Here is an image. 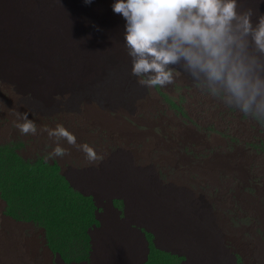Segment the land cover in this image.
Instances as JSON below:
<instances>
[{
    "label": "rangeland",
    "instance_id": "374dc122",
    "mask_svg": "<svg viewBox=\"0 0 264 264\" xmlns=\"http://www.w3.org/2000/svg\"><path fill=\"white\" fill-rule=\"evenodd\" d=\"M61 57L44 61L51 75L36 68L29 77L0 64V237L18 236L23 264H96L109 222L139 242L126 264H194L145 215L179 218L171 224L182 223L186 238L185 217L213 234L222 257L203 263L264 264V120L227 106L179 65L171 66L172 84L147 88L124 51L107 48L93 64ZM17 111L37 134L20 133ZM57 124L103 159L90 164L66 141L69 154L50 157L56 142L40 128ZM113 170L126 175L120 184L139 181L146 200L132 190L105 191ZM122 259L118 253L113 264Z\"/></svg>",
    "mask_w": 264,
    "mask_h": 264
},
{
    "label": "clouds",
    "instance_id": "9594fccd",
    "mask_svg": "<svg viewBox=\"0 0 264 264\" xmlns=\"http://www.w3.org/2000/svg\"><path fill=\"white\" fill-rule=\"evenodd\" d=\"M112 8L126 21L125 46L140 85L172 84L171 66L179 65L227 106L264 120V14L254 25L253 11H239L237 0H117ZM15 115L21 134H37L27 113ZM40 131L56 142L50 157L68 155L60 144L66 141L90 164L103 159L63 124Z\"/></svg>",
    "mask_w": 264,
    "mask_h": 264
},
{
    "label": "bare ground",
    "instance_id": "6f19581e",
    "mask_svg": "<svg viewBox=\"0 0 264 264\" xmlns=\"http://www.w3.org/2000/svg\"><path fill=\"white\" fill-rule=\"evenodd\" d=\"M115 2L117 0H91V3L86 0H0V64L31 77L34 76L36 68L39 71L44 70L46 75H51L44 69V61L55 58L63 60L62 54L68 57L81 56L80 58L88 60L91 64L98 62L100 51L107 48H115L118 52L124 51V54L128 55L125 46L126 21L121 14L113 11L112 5ZM237 3L239 11H253L254 25L258 16L264 14V0H237ZM82 99L89 100L88 97ZM4 107L11 111L9 107L3 105V109ZM89 115L91 118L97 117L94 114ZM79 132H82L83 136L86 135L82 130H78L77 134ZM123 163L126 167V157ZM216 164L220 162L214 165ZM112 174L114 184L105 186V191L132 190V195L146 200L147 194L139 181L120 184L126 175L122 176L118 170H113ZM185 218L188 219V226L183 227L187 229L186 233L190 236L188 238L180 233L182 223L171 224L179 222V218L144 216V219L157 229L162 239H172L185 246L194 264H207L201 259L212 258L215 254L221 258L222 254L216 249L215 236L192 224L191 218ZM166 226H173L171 231L175 230L176 234L172 233L171 236ZM109 227L113 230L107 232L106 244L102 242L98 246L96 264H113L118 253L123 255L120 264L130 262L132 252L139 248L137 238L132 239L122 233L112 222H109ZM26 261L27 255L18 236H12L10 241L0 237L1 264H23ZM217 264H228V261L226 259L224 263Z\"/></svg>",
    "mask_w": 264,
    "mask_h": 264
}]
</instances>
